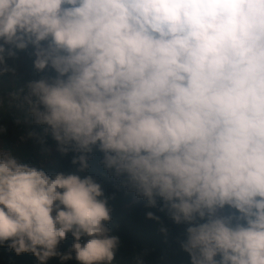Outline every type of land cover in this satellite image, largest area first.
I'll use <instances>...</instances> for the list:
<instances>
[{
    "label": "clouds",
    "instance_id": "obj_1",
    "mask_svg": "<svg viewBox=\"0 0 264 264\" xmlns=\"http://www.w3.org/2000/svg\"><path fill=\"white\" fill-rule=\"evenodd\" d=\"M21 53L41 75L9 93L15 123L71 170L0 149V247L114 264L99 153L117 190L184 226L187 264H264V0H0V76Z\"/></svg>",
    "mask_w": 264,
    "mask_h": 264
},
{
    "label": "trees",
    "instance_id": "obj_2",
    "mask_svg": "<svg viewBox=\"0 0 264 264\" xmlns=\"http://www.w3.org/2000/svg\"><path fill=\"white\" fill-rule=\"evenodd\" d=\"M10 66L15 67V77L11 73L0 76V126L6 131L0 134V142L11 152L17 136L26 134L27 144L21 151V161L35 164L45 168L46 171H70L72 153L60 156L56 151L55 142L50 136H43L44 144L27 137L29 131L42 135L41 126L31 123L17 125L15 120H24V113L10 106L9 93L23 88L28 80L37 79L41 74L36 73L31 67V60L26 54H19L17 60L10 61ZM47 149L43 151L42 149ZM48 155V156H47ZM47 156V159L45 158ZM44 158V159H43ZM99 153L94 154L90 160L87 174L94 175L102 184L106 196H111L109 204L112 207V220L108 224L112 235L120 237L122 244L117 251L114 264H129L137 257H141L146 264H187V258L179 250L178 241L183 237V225L173 224L168 217L157 208H145L143 200L136 198L132 193L114 187L118 182L109 177L98 165ZM152 211L159 216V223L145 218V213ZM167 228V235L160 233V227ZM72 238H68L59 245V250L64 252L71 245ZM0 264H37L31 254L16 256L7 248L0 247ZM47 264H60L58 258H50ZM65 264H76L74 260Z\"/></svg>",
    "mask_w": 264,
    "mask_h": 264
},
{
    "label": "rangeland",
    "instance_id": "obj_3",
    "mask_svg": "<svg viewBox=\"0 0 264 264\" xmlns=\"http://www.w3.org/2000/svg\"><path fill=\"white\" fill-rule=\"evenodd\" d=\"M26 144H27L26 134L25 133L19 134L17 136L15 145L11 147V149H13L12 151H14V152H12V154L15 155L17 158L21 159V151H23V148H24V146H26ZM0 149L10 151L8 148L3 146L2 142H0ZM47 156H45L46 159H47Z\"/></svg>",
    "mask_w": 264,
    "mask_h": 264
}]
</instances>
